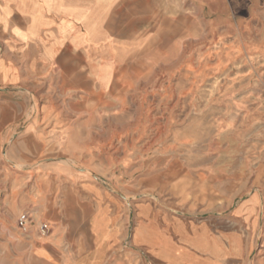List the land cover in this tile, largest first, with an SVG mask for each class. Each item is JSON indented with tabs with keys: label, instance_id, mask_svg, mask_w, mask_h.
I'll use <instances>...</instances> for the list:
<instances>
[{
	"label": "rangeland",
	"instance_id": "1",
	"mask_svg": "<svg viewBox=\"0 0 264 264\" xmlns=\"http://www.w3.org/2000/svg\"><path fill=\"white\" fill-rule=\"evenodd\" d=\"M55 4L83 6L93 39L46 65L16 38L37 0H0V264H32L38 245L60 260L94 190L126 219L151 201L236 237L231 264H264V0ZM21 213L49 233L21 234Z\"/></svg>",
	"mask_w": 264,
	"mask_h": 264
},
{
	"label": "crops",
	"instance_id": "2",
	"mask_svg": "<svg viewBox=\"0 0 264 264\" xmlns=\"http://www.w3.org/2000/svg\"><path fill=\"white\" fill-rule=\"evenodd\" d=\"M46 1L44 4L37 0L38 20L32 26L27 21L19 27L26 37L17 33L16 38L22 44L34 42L38 58L47 65L56 55L65 60L72 43L83 44L93 37L85 35L83 6ZM29 28L31 32L27 31ZM94 39L100 41L103 36ZM91 194L92 204L84 202V211L78 214L72 250L57 260L53 246L38 245L32 253V264H135L128 251H121L130 229L132 249L140 250L148 258L137 264H231L243 252L236 237L213 235L205 226L184 221L151 201L137 203L129 220L122 213L124 205L115 197L106 196L103 190Z\"/></svg>",
	"mask_w": 264,
	"mask_h": 264
},
{
	"label": "built area",
	"instance_id": "3",
	"mask_svg": "<svg viewBox=\"0 0 264 264\" xmlns=\"http://www.w3.org/2000/svg\"><path fill=\"white\" fill-rule=\"evenodd\" d=\"M16 227L25 236L35 235L43 237L49 233L50 225L47 221H36L32 216L21 213L16 219Z\"/></svg>",
	"mask_w": 264,
	"mask_h": 264
},
{
	"label": "bare ground",
	"instance_id": "4",
	"mask_svg": "<svg viewBox=\"0 0 264 264\" xmlns=\"http://www.w3.org/2000/svg\"><path fill=\"white\" fill-rule=\"evenodd\" d=\"M103 82H104L103 84L106 85V82H108V80L104 79ZM104 85H103V86H104ZM104 87H105V86H104Z\"/></svg>",
	"mask_w": 264,
	"mask_h": 264
}]
</instances>
